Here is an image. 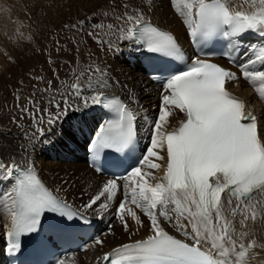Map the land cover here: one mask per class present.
<instances>
[{"label": "snow or ice", "instance_id": "1", "mask_svg": "<svg viewBox=\"0 0 264 264\" xmlns=\"http://www.w3.org/2000/svg\"><path fill=\"white\" fill-rule=\"evenodd\" d=\"M244 3L252 11L236 10L243 5L235 0H169L192 41L201 49L210 42L228 41L231 50L223 55L233 64V53H239L238 45L246 35L252 33L264 39V0ZM112 13L116 23L93 22L94 12L64 28L71 27L81 37L92 38L101 51L106 48L116 52L120 43L127 42L147 53L184 61L174 35L146 16L144 0L139 5L136 0H117ZM103 17L108 19L109 12H103ZM89 24L91 30L87 28ZM56 44L59 53L60 42ZM202 55L205 58L193 57L190 63L185 62L183 70L160 81L159 111L150 125L148 145L124 177L108 179L82 205L84 210L108 211L112 202L122 196L114 216L129 233V242L105 252L97 258V264H251L260 254L257 249L264 251L256 229L258 223L264 228V126L247 103L228 89L229 84L242 78L264 101V47L253 49V58L236 65L239 75L211 62L207 54ZM48 62L54 63L51 57ZM97 74L105 76L92 65L78 73L73 70V82L67 87L69 95L83 101L82 108L73 107L64 96L63 108L60 102L49 101L55 113L38 108L39 120L30 115L40 137L45 133L38 125L45 123V114L50 130L63 122L61 130L71 136L69 121L86 120L87 109L92 106L107 109L112 118L95 129L89 147L92 166L102 172V156L105 164L109 162L108 153L113 154L112 161L122 163L132 157L138 140L135 112L119 97L109 98L95 91L106 87V80L97 79ZM82 79L93 92L91 96L84 95ZM48 84L51 87L52 82ZM64 123H68L66 129ZM0 171L12 181L10 190L0 197V208L10 217V224L5 226L10 253L20 251L22 237L39 231L45 213L61 218L54 226L60 233L91 226L84 211L74 210L45 186L33 163L21 168L14 158L10 164L0 161ZM120 179L124 181L122 188ZM140 229L148 234L133 239ZM169 229L180 238L170 234ZM111 234L109 228L103 236ZM93 243L103 247L105 239L96 236ZM54 264L66 261L57 257Z\"/></svg>", "mask_w": 264, "mask_h": 264}, {"label": "bare ground", "instance_id": "2", "mask_svg": "<svg viewBox=\"0 0 264 264\" xmlns=\"http://www.w3.org/2000/svg\"><path fill=\"white\" fill-rule=\"evenodd\" d=\"M123 2L125 0H119V3ZM116 3L117 0H0V84L6 88L7 105L12 106L11 111L0 114V161L10 164L14 158L17 165L28 166L29 162L33 163L35 170L56 195L94 218L100 232L99 236L105 239L103 247L95 246L91 241L87 244L86 251L64 255L62 258L66 264H97V258L102 257L105 252L121 243L129 242V233L124 232L114 216L113 207L122 196H118L116 201L112 202V207L108 211L82 208V205L86 204L108 179H111L95 174L87 168L83 158L74 153V150L80 151L85 146L81 144L85 138L76 135L75 130H80L82 126H87L99 117L98 106L87 109L86 120L68 122L72 125L71 136L61 130L63 122H58L50 130L46 123L47 119H44L45 123L38 125L45 133L40 137L36 133L37 125L33 124L30 114H34L37 120L40 119L34 112L35 104L38 102L55 113L54 104H50L49 101L60 102L63 108L64 96L68 97L73 107L82 108L83 101L69 95L71 90L67 85L73 82V70L78 73L84 70L85 66L92 65L105 73L104 77L97 74L96 78L106 80V87L96 88L95 91L117 94L126 101L135 112L139 134L146 139L148 145L149 127L159 111L162 89L144 76L140 58H136L135 50L138 47L122 42L116 52H110L106 48L101 51L92 38L81 37L71 27L64 28L65 24L71 26L94 12L96 13L94 22L99 23L103 20L105 24L116 23L111 19L114 14L112 6ZM136 3L139 5L141 0H136ZM235 3L243 5L236 10L252 11L244 0H235ZM149 4L151 10H148ZM144 6L146 16L151 21L170 30L179 43L186 46V28L181 18L170 7L169 0H144ZM105 11L109 12L108 19L103 17ZM117 11L122 9L117 7ZM87 28L91 30L90 24ZM73 39L76 40L75 44ZM57 40L60 42L59 53L56 50ZM68 50L70 55L66 53ZM131 51L133 57L129 58L128 54ZM8 57L12 59L9 60ZM49 57L59 59L58 61L61 58L66 60L70 58V72L66 75L62 73L68 71L69 66L66 65L65 68H58L60 72L54 73L51 69L52 64L48 63ZM28 73L35 75L24 81ZM38 77L42 79H37ZM49 81H52L51 88L54 89L51 92ZM80 83L85 86L84 95L91 96L93 92L87 89L86 79H82ZM228 87L234 88L233 91L245 100L247 106L257 114L260 124L264 126V110L262 104L256 100L253 89L240 80L229 84ZM2 90L5 91L4 88ZM49 97L51 100H48ZM28 107L27 113L21 111V108ZM75 115L79 116L81 113L76 112ZM68 123L63 124L65 129ZM175 123L173 120V124ZM20 126L28 128L20 130ZM30 127L32 129H29ZM66 140H71L74 144L72 150L66 144ZM67 156H75L77 161L66 162ZM5 176L4 172L0 171V197L10 189L6 186ZM119 183L122 188L124 181ZM143 219L147 223V218ZM9 222L10 217L0 208V261L3 249L1 238L6 237L5 226ZM109 228L113 234L103 236ZM132 229L135 232L134 224ZM256 229L259 234L258 242L264 243V228L258 223ZM169 231L170 234L178 236L173 230ZM147 234L145 229H140L132 238L140 239ZM257 251L260 254L252 259L251 264H264V251L260 249Z\"/></svg>", "mask_w": 264, "mask_h": 264}, {"label": "rangeland", "instance_id": "3", "mask_svg": "<svg viewBox=\"0 0 264 264\" xmlns=\"http://www.w3.org/2000/svg\"><path fill=\"white\" fill-rule=\"evenodd\" d=\"M170 5V4H169ZM95 21V18H94V20H93V22ZM66 53H68L69 55H70V50H68ZM59 60V59H58ZM58 60H54V59H52V61L54 62V63H52V66H51V69H52V71H53V69H55L56 71L55 72H60L59 70H58V68L60 69V68H65L66 67V65L67 66H69L68 68H67V72H62V73H64V75H66L67 73H69L70 72V58L69 59H63V58H61V60L60 61H58ZM49 63V62H48ZM57 65V66H56ZM35 74H30V73H28V75L26 76V78H25V80L24 81H28L30 78H31V76H34ZM50 80V79H49ZM53 80V79H52ZM58 80V79H57ZM52 82V81H51ZM50 87V86H49ZM4 88L5 89V91L4 90H2V89ZM52 90H54L53 88H51L50 87V89H49V91L51 92ZM35 96V95H34ZM19 97V96H18ZM48 100H51V98L49 97L48 98ZM7 101H8V95H7V92H6V88H5V86L4 85H2L1 86V84H0V114L3 112L4 114H6L7 112H9V111H11V109H12V106L11 105H7ZM16 102H17V100H16ZM36 106H35V108H34V112L39 116V118H40V113H38L37 112V109L38 108H42L43 106H42V104H40V102H38V103H36L35 104ZM27 107V106H26ZM44 108V107H43ZM28 110H29V107L27 108ZM25 113H27V112H25ZM45 117H43L44 119H47L48 117L46 116V114L44 115ZM20 123V122H19ZM20 130H23V129H25V128H28L27 126H20ZM29 129H32V127H30ZM149 130H151L150 129V127H149ZM149 134H150V132H149ZM149 136V139H150V135H148ZM51 160V159H50ZM54 161V160H53ZM66 162H72V161H70V160H65ZM75 161H77V159L75 160ZM74 162V161H73ZM118 204V203H117ZM116 204V205H117ZM116 205H114V207H113V209H115V206Z\"/></svg>", "mask_w": 264, "mask_h": 264}]
</instances>
